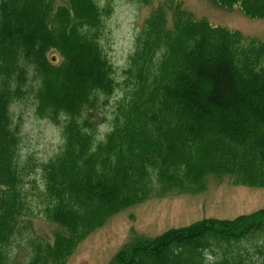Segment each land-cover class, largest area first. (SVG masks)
I'll list each match as a JSON object with an SVG mask.
<instances>
[{
    "label": "trees",
    "instance_id": "obj_1",
    "mask_svg": "<svg viewBox=\"0 0 264 264\" xmlns=\"http://www.w3.org/2000/svg\"><path fill=\"white\" fill-rule=\"evenodd\" d=\"M57 1L0 0V264L33 217L34 166L21 164L12 117L32 74L37 114L62 124L63 147L40 166L41 214L59 229L53 243L29 241L28 264H67L116 214L155 195L204 192L210 177L264 188V42L197 21L181 4L170 27L160 6L118 81L101 45L114 0ZM215 1L264 18V0ZM118 90L101 139L97 120ZM114 264H264V209L169 230L125 247Z\"/></svg>",
    "mask_w": 264,
    "mask_h": 264
},
{
    "label": "rangeland",
    "instance_id": "obj_2",
    "mask_svg": "<svg viewBox=\"0 0 264 264\" xmlns=\"http://www.w3.org/2000/svg\"><path fill=\"white\" fill-rule=\"evenodd\" d=\"M100 6L104 2L97 0ZM58 0L57 4H63ZM192 15L193 19L208 21L212 26L238 31L245 42H264V18L247 17L239 7L226 9L215 0H155L152 5H139L131 0H114L113 12L105 19L101 45L121 81L130 55L134 51L135 38L146 18L158 7L167 5L169 26L173 23L176 5ZM49 59L61 62L55 51ZM31 93L25 100L12 107L15 126L19 127L21 164L32 162L33 169L26 171L28 182L36 180L35 195L27 197L33 211L32 221L22 228L23 236L17 238L10 249L9 264H28L31 260L30 240L53 243L57 225L41 214L40 166L55 158L63 147L62 124H55L37 114L35 94L39 76L31 75ZM121 96L118 90L103 109L99 125V138L110 130L112 107ZM31 189V185L27 186ZM264 209V188L247 187L225 177H210L204 192H172L152 196L147 201L116 214L100 229L90 234L78 247L67 264H114L116 255L125 247L139 241L154 239L172 229H181L208 219L234 220Z\"/></svg>",
    "mask_w": 264,
    "mask_h": 264
}]
</instances>
